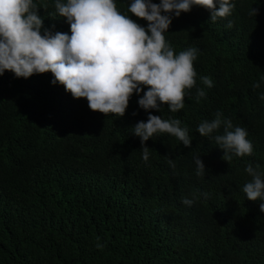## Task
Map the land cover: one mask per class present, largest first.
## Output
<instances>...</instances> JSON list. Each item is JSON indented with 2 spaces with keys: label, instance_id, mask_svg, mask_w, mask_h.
Here are the masks:
<instances>
[{
  "label": "trees",
  "instance_id": "obj_1",
  "mask_svg": "<svg viewBox=\"0 0 264 264\" xmlns=\"http://www.w3.org/2000/svg\"><path fill=\"white\" fill-rule=\"evenodd\" d=\"M54 2L37 0L44 28L70 35ZM234 3L216 22L200 6L173 19L165 35L174 51L199 49L196 85L183 109L163 105L152 114L180 119L192 144L159 134L147 141L148 162L131 133L149 114L137 95L119 117L53 85L51 72L0 76V264H264V201L242 191L248 162L264 172V0ZM116 4L127 12L128 0ZM197 88L206 96L197 98ZM217 112L248 131L251 156L224 157L197 132ZM196 156L206 165L203 176Z\"/></svg>",
  "mask_w": 264,
  "mask_h": 264
},
{
  "label": "clouds",
  "instance_id": "obj_2",
  "mask_svg": "<svg viewBox=\"0 0 264 264\" xmlns=\"http://www.w3.org/2000/svg\"><path fill=\"white\" fill-rule=\"evenodd\" d=\"M54 6L70 25V35L44 28L37 0H0V76L6 70L17 78L51 72L53 85H63L73 98H86L93 111L119 117L125 115L135 94L139 107L149 113L147 121L131 128L141 140L145 162L150 157L147 141L159 134H169L191 147L189 130L181 126L180 119L152 114L153 110L161 112L163 105L173 113L183 109L185 96L196 85L194 62L199 49L189 47L176 53L165 34L174 18L194 6L207 9L212 22L230 16L236 7L234 0H128L127 12L117 8L116 0H55ZM257 14L252 7L250 15ZM133 15L147 21V26L133 20ZM200 80L213 86L207 76ZM259 87L260 83L254 84ZM196 95L201 98L206 93L197 88ZM259 98L264 101V93ZM197 132L214 139L224 157L253 154L248 131L234 126L221 112L202 121ZM194 163L196 175L203 176L207 168L201 156L194 157ZM168 164L175 168L170 157ZM244 170L251 177L242 188L246 198L264 201V172L251 162ZM202 195L207 198L209 193ZM182 203L191 207L194 200L182 198ZM260 211L264 212V203Z\"/></svg>",
  "mask_w": 264,
  "mask_h": 264
}]
</instances>
